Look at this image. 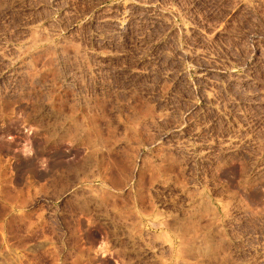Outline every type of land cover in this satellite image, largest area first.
<instances>
[{"label":"rangeland","instance_id":"374dc122","mask_svg":"<svg viewBox=\"0 0 264 264\" xmlns=\"http://www.w3.org/2000/svg\"><path fill=\"white\" fill-rule=\"evenodd\" d=\"M0 264H264V0H0Z\"/></svg>","mask_w":264,"mask_h":264},{"label":"bare ground","instance_id":"6f19581e","mask_svg":"<svg viewBox=\"0 0 264 264\" xmlns=\"http://www.w3.org/2000/svg\"><path fill=\"white\" fill-rule=\"evenodd\" d=\"M29 28H31L30 26H29ZM32 29H34V28H32ZM32 29H30L31 31H32ZM42 30V29H41ZM29 31V30H28ZM30 32V31H29ZM32 32H36V30L34 31H32ZM45 32V31H44ZM49 33V32H48ZM35 34V33H34ZM34 36V35H33ZM30 37H31V35H30ZM32 39V38H31ZM31 42V41H30ZM178 127V126H177ZM175 140V139H174ZM178 140V139H177ZM182 140V139H181ZM188 142V141H187ZM182 143V142H181ZM189 143V142H188ZM231 143V142H230ZM183 145V144H182ZM187 145V144H186ZM189 145V144H188ZM187 145V146H188ZM227 145V144H226ZM190 146V145H189ZM184 147H185V144H184ZM188 148V147H187ZM181 149V148H180ZM181 151V150H180ZM163 183V182H162ZM162 186V185H161Z\"/></svg>","mask_w":264,"mask_h":264}]
</instances>
